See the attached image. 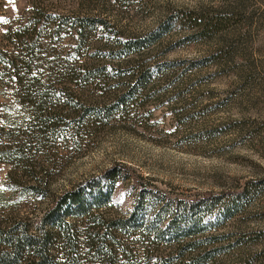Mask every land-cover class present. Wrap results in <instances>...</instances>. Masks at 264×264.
Segmentation results:
<instances>
[{
    "label": "rangeland",
    "instance_id": "1",
    "mask_svg": "<svg viewBox=\"0 0 264 264\" xmlns=\"http://www.w3.org/2000/svg\"><path fill=\"white\" fill-rule=\"evenodd\" d=\"M33 1L0 0V8L15 16ZM40 1L55 3L64 15L105 16L124 38L145 35L176 12L222 23L204 37L174 24L162 42L121 59L110 58L106 47L94 48V40L96 46H105L110 39L99 25L87 39L91 42L80 55L83 61H105L110 71L123 73L149 65L152 73L141 100L127 112L87 138L81 148L60 145L52 155L54 169L45 162L52 175L49 191L61 193L118 167L129 176L114 189L118 213H129L132 196L142 189L148 195L163 190L183 199L236 198L230 211L193 235L214 241L206 248H215L216 254L202 264H264V0ZM71 39L66 33L56 35L52 45L73 56L68 50ZM173 60L177 66L163 64ZM198 61L203 63L192 66ZM129 83L127 76H118L107 86L121 89ZM12 168L10 163L0 165V197L10 194L6 183ZM30 200L42 208L49 204L46 197ZM146 226L135 228L132 239L142 241L150 233L157 248L171 249L174 230L155 237L154 229ZM245 238L253 240L243 242Z\"/></svg>",
    "mask_w": 264,
    "mask_h": 264
},
{
    "label": "trees",
    "instance_id": "2",
    "mask_svg": "<svg viewBox=\"0 0 264 264\" xmlns=\"http://www.w3.org/2000/svg\"><path fill=\"white\" fill-rule=\"evenodd\" d=\"M55 8V3L40 0L15 16L0 8V165L13 167L6 183L10 194L0 197V264H121L123 259L126 264H202L212 258L217 251L206 246L214 241L193 235L230 211L236 198L183 199L163 190L148 195L142 189L132 196L130 212L123 214L114 211V189L128 173L110 168L52 195L45 162L54 169L52 155L60 145L81 148L127 112L141 100L152 73L149 65L123 73L110 71L105 61H83L87 39L99 25L110 39L105 46L94 40V48L106 47L110 58L121 59L162 42L174 24L204 37L222 23L176 12L149 33L124 38L105 16H70ZM65 33L72 37L68 50L73 56L52 45L56 35ZM178 63L163 64L171 68ZM118 76H127L130 83L112 90L107 85ZM45 197L49 204L44 208L30 202ZM146 224L155 237L175 231L170 250L157 248L150 233L142 241L132 239L135 228Z\"/></svg>",
    "mask_w": 264,
    "mask_h": 264
}]
</instances>
